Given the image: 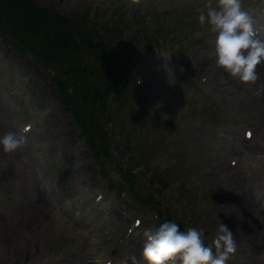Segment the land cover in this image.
<instances>
[{
  "label": "rangeland",
  "instance_id": "374dc122",
  "mask_svg": "<svg viewBox=\"0 0 264 264\" xmlns=\"http://www.w3.org/2000/svg\"><path fill=\"white\" fill-rule=\"evenodd\" d=\"M35 2L54 16L89 13L95 27L125 20L127 36L142 29L158 45L133 56L110 45L136 61L118 68L127 98L107 99L105 156L72 113L73 85L0 37V136H26L18 151L0 146V264H149L143 231L159 220L202 230L205 244L226 223L236 241L227 264H264V80L217 66V33L198 17L218 0ZM241 2L263 37L264 0ZM242 197L260 224L248 233ZM36 205L41 223L29 216Z\"/></svg>",
  "mask_w": 264,
  "mask_h": 264
},
{
  "label": "trees",
  "instance_id": "16d2710c",
  "mask_svg": "<svg viewBox=\"0 0 264 264\" xmlns=\"http://www.w3.org/2000/svg\"><path fill=\"white\" fill-rule=\"evenodd\" d=\"M35 3V0H0V37L30 54L38 63L56 69L70 87L73 85L68 101L73 115L88 123L87 128L84 126L87 142L107 152L109 147L98 142L106 132L103 121L109 116L107 99L111 93L126 99L125 90L129 86V82L119 79L118 71L120 63L126 60L110 51V45L130 51L132 56L158 42L146 43L143 39L148 35L142 29L135 28L127 36L125 20L115 26L100 23V27H95L89 13L81 17L54 16L51 10L37 8ZM127 61L132 62L133 58L128 57ZM74 70L75 74L70 75ZM80 81L84 84L80 85ZM159 215L162 217L161 212Z\"/></svg>",
  "mask_w": 264,
  "mask_h": 264
},
{
  "label": "clouds",
  "instance_id": "9594fccd",
  "mask_svg": "<svg viewBox=\"0 0 264 264\" xmlns=\"http://www.w3.org/2000/svg\"><path fill=\"white\" fill-rule=\"evenodd\" d=\"M218 5L209 3L207 11L202 9L198 17L201 25L207 22L217 33L216 64L241 82L254 84L259 78L256 67L264 61V41L256 36L252 18L243 10L241 0H218ZM261 92L264 85L256 94ZM23 131L27 132L28 126ZM25 143L26 136L14 131L0 136V146L6 153L18 151ZM101 198L98 196L97 202ZM143 236V256L149 264H166L172 259H179L181 264H227L230 254L236 251L233 232L226 223L219 224L211 244H205L202 230L190 227L181 231L175 222L146 228Z\"/></svg>",
  "mask_w": 264,
  "mask_h": 264
},
{
  "label": "bare ground",
  "instance_id": "6f19581e",
  "mask_svg": "<svg viewBox=\"0 0 264 264\" xmlns=\"http://www.w3.org/2000/svg\"><path fill=\"white\" fill-rule=\"evenodd\" d=\"M257 37L261 41H264V32H263V37H262V35L261 36L258 35ZM256 71H257V73L260 72V74H258V75H260V76L262 75L261 79L264 80V61H262L259 65H257ZM250 203H251L250 201L247 202L245 199H243V197L241 198L240 206L244 212L245 220L247 219V225H246V229H245V232H247V233L252 231V229L257 230L258 229L257 224L260 225L258 221L257 222L255 221L256 213L254 212V208L250 205ZM46 214H47V211L44 207H42L41 205H36V208L33 210V212L29 216L32 215L35 222L36 221L40 222V221H42V218H44V216ZM261 226H262V228H264V221L261 223Z\"/></svg>",
  "mask_w": 264,
  "mask_h": 264
},
{
  "label": "snow or ice",
  "instance_id": "6c2138e0",
  "mask_svg": "<svg viewBox=\"0 0 264 264\" xmlns=\"http://www.w3.org/2000/svg\"><path fill=\"white\" fill-rule=\"evenodd\" d=\"M250 135V134H249Z\"/></svg>",
  "mask_w": 264,
  "mask_h": 264
}]
</instances>
